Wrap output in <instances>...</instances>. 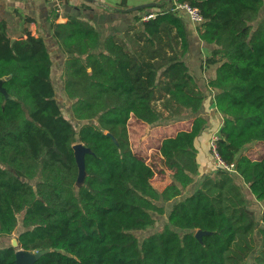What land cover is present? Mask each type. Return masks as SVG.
Segmentation results:
<instances>
[{
    "label": "trees",
    "instance_id": "16d2710c",
    "mask_svg": "<svg viewBox=\"0 0 264 264\" xmlns=\"http://www.w3.org/2000/svg\"><path fill=\"white\" fill-rule=\"evenodd\" d=\"M174 2L204 17V63L216 65L207 87L223 117L217 150L234 164L233 172L213 168L187 194L200 173L196 144L208 121L197 113L208 96L185 60L190 40ZM155 7L146 13L154 17L137 16L102 49L98 31L80 21L52 25L66 56L59 93L72 102L74 119L58 101L46 40L14 38L0 19V239L23 227L18 247H0V264H16L18 249L47 251L34 264H264V206L252 210L241 185L264 203V154L245 153L264 146V0ZM190 113V129L159 141L172 176L159 192L155 166L134 151L129 127ZM75 121L86 123L78 129ZM78 143L91 150L82 183ZM160 200L170 205L167 222L140 242L137 233L155 226L154 213L166 214Z\"/></svg>",
    "mask_w": 264,
    "mask_h": 264
},
{
    "label": "crops",
    "instance_id": "0c3cea01",
    "mask_svg": "<svg viewBox=\"0 0 264 264\" xmlns=\"http://www.w3.org/2000/svg\"><path fill=\"white\" fill-rule=\"evenodd\" d=\"M168 1L171 0H0V19L8 23L9 33L14 38L27 37L28 34H31L43 37L46 40L54 63L52 74L54 69H58L60 73L59 85L61 90H63L62 73L66 57H62L65 54L52 36V25L54 23L74 19L80 21L87 28L96 29L101 36L102 49L103 42L107 36H122L124 31L136 22L137 16H144L148 11L155 12L159 8L154 7L147 11H128L127 9L147 3H157L158 7H160V5ZM178 16L182 17L186 22L190 50L192 51L195 47L196 64L198 67L201 66L203 71V76L200 78L198 85L208 97L197 115H202L208 122L198 140L202 139L204 141V151L208 153L207 148L210 138L219 132L223 118L221 113L217 112L214 103H212L214 100L212 97H214L215 92L207 87V80H209V77L215 76V69L213 71L211 66L204 63V59L210 55V48L200 40L196 24L190 20L184 11L179 12ZM53 52L54 54H52ZM187 57L191 58V61L188 62L191 67L192 56L189 57L187 54L185 57L186 61ZM191 121L188 119L181 123L178 122L179 124H175L176 121L169 124L166 130L168 132L167 135L161 136L159 141L167 136L176 135L180 130L190 129L192 126ZM147 127L149 126L131 123L129 127L131 144L137 140L139 132ZM175 128L176 130H173ZM134 151L137 152L135 149ZM204 151H202V157L200 158V173L194 182V186L192 185L194 191L200 187L207 172L213 170L212 165L206 163L208 161L204 157ZM137 153L143 156L140 151ZM147 161L149 160L147 159Z\"/></svg>",
    "mask_w": 264,
    "mask_h": 264
},
{
    "label": "rangeland",
    "instance_id": "374dc122",
    "mask_svg": "<svg viewBox=\"0 0 264 264\" xmlns=\"http://www.w3.org/2000/svg\"><path fill=\"white\" fill-rule=\"evenodd\" d=\"M192 53V54H191ZM54 54V52L52 53ZM189 57L192 56V62H191V67L190 70L192 72V74L194 75L196 82L198 83L200 81V78L203 76V71H202V67L201 66H197L196 64V52H195V47L192 49V51L190 50L188 52ZM62 57H66V56H62ZM191 61V58L187 57V64L188 62ZM189 65V64H188ZM212 67V70L216 71V65H210ZM211 70V71H212ZM62 77H63V73H62ZM212 77H209V79H211ZM52 80L54 82V84L56 85V88L58 90L61 91V87L59 85V81H60V73L58 71V69H54V72L52 74ZM208 81V80H207ZM58 82V83H57ZM61 94V95H59ZM57 98L58 101L60 103V105H62L63 107V112L64 114L69 117L70 119H74L73 115H72V110H71V104L72 102L65 100L66 98L64 97L63 93H59ZM191 116H193L191 113L189 115H185L184 117H180V118H173L172 120L170 119H161L157 124L149 126L147 128H145L144 130H141L138 134L137 140L134 141V143L132 144L133 148L135 150H137V152H141L142 155L147 158L149 160V162L155 166L156 169V175L153 179V183L155 185V187L157 188V190L159 192H162V190L165 188V186H167L171 179V172L169 171V169L165 166L164 162L161 159L160 153L158 151V145H159V140L161 139V136L167 135L168 132H166L167 128L169 127L168 125L175 122V124H179L178 122H184L187 121ZM77 128L80 129L86 122H77ZM171 128V127H170ZM173 130H176L173 129ZM172 131V130H171ZM170 133V132H169ZM197 148L199 149V159L202 157V151H204L205 146H204V141L201 140H197ZM208 153L206 151H204V157L205 159L208 161L206 162L207 164H211L212 167L214 169H217V165L215 163V159L211 153V148H210V144L207 148ZM245 153L247 155H249L251 158L256 159L260 156H262L264 154V146L261 144H254L248 148L245 149ZM197 178V176H196ZM198 181V180H197ZM246 195L247 198L249 200V207L254 210L257 214L260 213L262 207L264 206V203H258L256 202V199L249 194V190H248V186H245L243 184H241ZM194 186V185H193ZM247 190V192H246ZM193 188H189L186 191L187 193H191L193 192ZM248 193V194H247ZM159 205H164L165 206V213L164 215H158L156 213H154V216L156 218V222H155V226L153 228H151L149 231H141L137 233V237L140 240V242L142 241L143 238H145L147 235L153 234L157 231H160L166 224L167 222V212L170 208L169 204H164V202L162 200H160L158 202ZM23 231V227L20 224L18 226V228L16 229V231L14 232V234L11 237L8 238H1L0 239V247L1 246H6L9 244H12L13 240L17 238L18 234ZM256 242L258 245V249L260 247V239L259 237L256 238Z\"/></svg>",
    "mask_w": 264,
    "mask_h": 264
},
{
    "label": "water",
    "instance_id": "95a60500",
    "mask_svg": "<svg viewBox=\"0 0 264 264\" xmlns=\"http://www.w3.org/2000/svg\"><path fill=\"white\" fill-rule=\"evenodd\" d=\"M158 6L157 3H147L144 5H140L137 7H132L127 9L128 11L140 10L143 8H151ZM15 39L12 40L14 42ZM0 90L5 93V89L2 86V80H0ZM75 157L80 169L79 173V183H82L84 180V169H85V154L90 152V148L84 146L82 143H78L74 145ZM205 234V232L199 231L197 233V237L201 238V236ZM13 247H18V241L16 239L12 242ZM47 251H39V252H30L24 249H18L15 254V263L16 264H34L44 253Z\"/></svg>",
    "mask_w": 264,
    "mask_h": 264
},
{
    "label": "built area",
    "instance_id": "2783aa9c",
    "mask_svg": "<svg viewBox=\"0 0 264 264\" xmlns=\"http://www.w3.org/2000/svg\"><path fill=\"white\" fill-rule=\"evenodd\" d=\"M173 11L176 12L177 14H179V12L184 11L188 17L190 18V20L196 24L197 27L201 26L202 23L204 22V17L200 12V9L196 6H192L188 3H178V2H174V7H173ZM155 13H150L148 15H145L143 17V20H147L151 17H154ZM219 139V134L215 133L209 141L210 144V148H211V153L215 159V163L217 165V168H221V169H225L227 171H234V164H226L221 156L218 153L217 150V141Z\"/></svg>",
    "mask_w": 264,
    "mask_h": 264
}]
</instances>
